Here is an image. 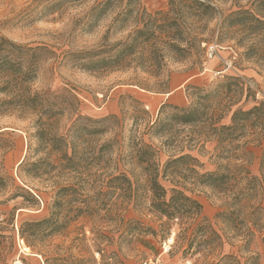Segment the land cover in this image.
Wrapping results in <instances>:
<instances>
[{"label":"rangeland","instance_id":"374dc122","mask_svg":"<svg viewBox=\"0 0 264 264\" xmlns=\"http://www.w3.org/2000/svg\"><path fill=\"white\" fill-rule=\"evenodd\" d=\"M101 1L0 0V35L31 48L43 47L50 54L37 69L30 84L32 92L66 91L81 102L80 116L90 121L109 116L121 120L120 127L105 134L80 131L70 135L71 146L66 152L69 155L76 151L77 155L67 169L56 152H49V147H41L35 140V117L0 116V178L12 179L0 190V226L5 228V236L12 237L14 248L9 263L21 264L23 260L24 264H45V260H52L56 264V259L73 258L82 260L81 264H264V131L249 127L239 138L223 143L206 139L198 129L178 132L179 146L202 164L201 173H227L228 169L234 179L228 186L231 193L191 186L192 197L202 206L208 237L203 246L198 243L201 240L194 239L191 250H187L190 240L175 243L173 239L169 244L170 236L179 231L176 225H171L165 239L142 233L148 227L160 232L159 225L165 219L146 211L149 193L145 178L140 168L124 158L118 145L142 138L158 151V164L162 166L176 154V149L173 144L166 146L164 138L150 137L144 125L159 118L163 104L186 108L195 88H214L225 76L242 78L252 97L231 111H247L264 102V60H241L243 49L237 48L235 41L238 34H232V41L216 42L219 17L239 8L253 12L255 0H199L216 9L217 16L211 22L192 19L188 14L193 13L194 7L187 4L189 9L176 8L169 0H112L103 17L93 21ZM56 2L60 4L50 5ZM184 14L190 33L202 34L203 40L189 52L171 48L172 44L180 48L186 45L166 37L167 33L178 35L172 21ZM87 22H91V27H87ZM144 25L151 36L134 44L136 54L119 69L87 71L71 56H65L97 50L104 44L105 35L108 45L124 42ZM251 40L245 39L244 48L250 46ZM210 46L215 49L208 58ZM226 63L230 64L227 70ZM186 80L189 82L181 89L180 102L164 101L165 95ZM3 98L0 95V100ZM134 107L143 112L137 120ZM170 112V108L163 110V114ZM230 116L231 113L226 114L220 124L229 125ZM75 117L73 111L61 116L54 126L55 134L67 135ZM82 125L93 126L86 121ZM189 138L191 142L187 141ZM112 140L118 143L102 150ZM35 163H39L36 177L35 167L31 166ZM237 167L243 170L235 171ZM119 173L126 176L129 184L116 179ZM161 185L169 188L166 183ZM15 187L35 196L37 206L22 209L28 199ZM239 191L248 196L234 215L235 209H228L225 203ZM14 194L20 197L12 199ZM129 196H136L139 201L129 202ZM61 198L66 202V211L57 214ZM88 204L93 211L86 215ZM51 213L58 215L62 229L35 237L29 228H24L23 238L33 247L28 248L19 235V227L24 222L41 221ZM24 247L28 249L25 253Z\"/></svg>","mask_w":264,"mask_h":264},{"label":"trees","instance_id":"16d2710c","mask_svg":"<svg viewBox=\"0 0 264 264\" xmlns=\"http://www.w3.org/2000/svg\"><path fill=\"white\" fill-rule=\"evenodd\" d=\"M61 2V1H60ZM60 2L51 3L50 5H59ZM112 0H103L97 4L96 17L93 21L103 17ZM169 4L176 8L186 9L189 6L194 7L193 13L188 14L192 19L198 22H211L215 20L216 9L208 3L199 0H169ZM95 7V8H96ZM255 11L241 9L219 17L216 32L217 44L232 41V34H238L236 46L243 49L239 54L241 60L255 58L264 60V0H255ZM184 14L179 20L172 21L175 26L177 36L167 33V38L179 43H185V48H180L172 44L173 49L189 52L193 47H199L203 42L202 34H191L183 19ZM91 22H87V27H91ZM151 34L146 25L142 29L135 30L127 37L124 42H118L114 45L107 44V36L103 37V43L100 48L88 52H78L66 54L65 56L75 59L81 69L87 71L113 70L119 69L127 59L136 54L134 44L138 40H148ZM153 37V36H152ZM251 38L252 43L244 48L245 39ZM48 51L43 47H28L27 45L14 43L0 35V95L4 98L0 100V116L7 114H19L21 116L35 117V140L39 146L50 148L49 152H56L59 161L63 162L68 169L72 159L76 157V151H71L68 155V147L71 146L70 135L84 131L88 135L105 134L106 132L120 127V119L116 116H109L97 121H90L79 115L81 102L72 94L63 91L54 93L50 91L32 92L30 84L35 80L36 72L39 65L49 59ZM251 97L250 91L244 84L242 78L225 76L224 80L216 84L214 88L194 89L192 99L188 107L177 108L163 104L159 109V118L154 123L144 125L146 134L154 138L166 139L164 144L172 146L176 154L167 158L162 166L158 164V151L146 144L142 138L130 139V141L120 145L121 153L129 163L140 168V174L145 178V187L149 193L147 212L158 215L165 222L159 225L160 232L152 228H145L143 234L157 237L160 235L165 239L171 230V225L179 227L178 233L174 236V242L180 239L189 242L187 250H191L194 239L202 246L205 244L207 229L203 225L205 220L202 216L201 204L192 197V187H207L216 190L219 193H231L228 189L229 183L232 182L230 173H201L202 164L189 153H184L183 146H179L177 141L179 131L185 129H198L197 132L206 137V139H216L217 142L223 143L235 140L242 135L247 128L259 129L264 131V102L260 101L247 111L241 108L231 111L242 100L246 102ZM134 104L140 106L137 101ZM165 108L172 109V112L163 114ZM67 111H73L76 114L72 127L67 131V135L58 136L53 131L57 120ZM133 113L137 120L143 112L134 107ZM231 113L230 124L221 125L222 118ZM89 122L93 125L86 128L82 122ZM137 125V124H136ZM135 125V127H137ZM191 142V138L187 140ZM168 142V143H166ZM113 140L106 142L102 150L112 149L115 145ZM126 144V145H125ZM117 145V146H118ZM51 154V153H48ZM35 167V177L39 175L37 165ZM261 166H264V153L261 159ZM235 171L243 170L240 167ZM7 181L12 179L7 177ZM116 179H120L129 184L128 179L123 173H119ZM249 179V180H254ZM4 179L0 178V190L6 186ZM166 183L169 188H164L161 183ZM27 197L26 204H22V209H33L37 206L35 196L20 187H15ZM14 194L12 199H16ZM247 196L242 191L231 194L229 200L225 203L228 209H235L233 214L239 212ZM39 197V196H37ZM124 197V196H123ZM122 198V197H121ZM129 202L139 201L136 196H129ZM29 201V202H28ZM64 198L59 199L57 208L59 213L65 208ZM137 207V206H135ZM237 210V211H236ZM89 204L85 208V214L92 212ZM60 217V215H59ZM62 217V216H61ZM64 218V216H63ZM24 228H29L32 235L39 237L45 232L47 235L58 233L62 228L58 224V215L51 213L47 218L35 222H24L19 227V235L23 238L26 232ZM4 227L0 226V264H10L9 260L14 250L11 236H5ZM35 233V234H34ZM160 233V234H159ZM212 234V233H211ZM28 248H33L26 237L23 238ZM56 264H81L80 259L61 258L54 260ZM52 260H45V264H52ZM21 264L24 261L21 260Z\"/></svg>","mask_w":264,"mask_h":264},{"label":"crops","instance_id":"0c3cea01","mask_svg":"<svg viewBox=\"0 0 264 264\" xmlns=\"http://www.w3.org/2000/svg\"><path fill=\"white\" fill-rule=\"evenodd\" d=\"M188 82H189L188 80L184 81V83L182 85H180L179 87L175 88L170 94L165 95L164 101L169 99L173 103L180 102L181 101V97H180L181 96L180 95L181 94V89H183L184 85L186 83H188Z\"/></svg>","mask_w":264,"mask_h":264},{"label":"built area","instance_id":"2783aa9c","mask_svg":"<svg viewBox=\"0 0 264 264\" xmlns=\"http://www.w3.org/2000/svg\"><path fill=\"white\" fill-rule=\"evenodd\" d=\"M214 47L213 46H210L208 49H207V56H208V58H211L212 57V55H213V52H214ZM225 70H227V69H229L230 68V64L229 63H226L225 64ZM218 74V73H217ZM17 241H18V238H17ZM20 243H22L21 241H20Z\"/></svg>","mask_w":264,"mask_h":264},{"label":"bare ground","instance_id":"6f19581e","mask_svg":"<svg viewBox=\"0 0 264 264\" xmlns=\"http://www.w3.org/2000/svg\"><path fill=\"white\" fill-rule=\"evenodd\" d=\"M173 239H174V235L172 234L169 238V244L173 242ZM27 250H28L27 247H24L22 251L25 253ZM165 251H167V249ZM16 264H19V262H16Z\"/></svg>","mask_w":264,"mask_h":264}]
</instances>
